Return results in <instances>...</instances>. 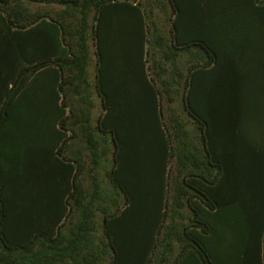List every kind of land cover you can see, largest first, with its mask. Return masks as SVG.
Here are the masks:
<instances>
[{"label": "trees", "instance_id": "16d2710c", "mask_svg": "<svg viewBox=\"0 0 264 264\" xmlns=\"http://www.w3.org/2000/svg\"><path fill=\"white\" fill-rule=\"evenodd\" d=\"M0 264H264V0H0Z\"/></svg>", "mask_w": 264, "mask_h": 264}, {"label": "crops", "instance_id": "0c3cea01", "mask_svg": "<svg viewBox=\"0 0 264 264\" xmlns=\"http://www.w3.org/2000/svg\"><path fill=\"white\" fill-rule=\"evenodd\" d=\"M114 6H117V5L111 4V6L109 7L110 8V13L107 14V12H106V14H107V15H105L106 19L107 20H122V14L120 12H117L116 11L117 9L114 12ZM92 99L95 102V104L97 105V109L96 110L93 109L92 113H94L95 117H99L102 114V111L99 108L100 99L94 93L93 90H92ZM33 135L35 136L34 139H33V142L35 141L36 137H37V142H35V144L33 146H30V151L34 152V153L36 151H38L39 154H40L41 153V149L44 147V144H45L46 129L42 128V127L38 128V129H34L33 133H30V137L33 136ZM99 135H101L99 132L95 133L96 138H100Z\"/></svg>", "mask_w": 264, "mask_h": 264}, {"label": "rangeland", "instance_id": "374dc122", "mask_svg": "<svg viewBox=\"0 0 264 264\" xmlns=\"http://www.w3.org/2000/svg\"><path fill=\"white\" fill-rule=\"evenodd\" d=\"M100 106V105H99Z\"/></svg>", "mask_w": 264, "mask_h": 264}]
</instances>
